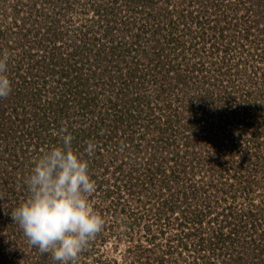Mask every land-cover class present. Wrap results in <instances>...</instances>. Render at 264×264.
<instances>
[{"label":"rangeland","instance_id":"1","mask_svg":"<svg viewBox=\"0 0 264 264\" xmlns=\"http://www.w3.org/2000/svg\"><path fill=\"white\" fill-rule=\"evenodd\" d=\"M28 1L32 2L26 3L27 15H29L28 17L30 19L32 18V20H34V24L32 22V30L36 31V34L39 37V42H41L42 45L55 44V46H59L61 44V39L58 38V36H54L53 39L51 38L50 42L46 44L41 37V35L46 34L42 31V27L49 26L54 29L56 27H78V25L83 27L84 25L86 18L84 12L86 11L85 9L88 5H85L82 0H73L68 3V5L62 4V7H59L60 12H62L60 17L57 16V14L60 13L59 11L49 9L44 5V3H41V6H38L36 2H33V0ZM238 1L239 0H229L225 4L218 6L215 11L218 9L222 12L229 11L231 10L232 5ZM242 1L243 5L246 6V8L243 7L245 13L249 8L250 11H252L253 6L249 3V1L241 0V2ZM18 3V0H0V32L3 30L2 26L8 21L4 18L5 12L12 11V7ZM28 5L31 6L29 7ZM145 6L147 10L151 8L148 0L146 1ZM259 6V10L264 11V2H260ZM148 19L149 18H146L145 14H143V17L136 19L137 24H140L137 26L140 32L142 31V21L147 22ZM252 20L254 19L251 17V21ZM37 21L38 24L36 25ZM238 27H241V25L238 24L234 27L236 31L238 30L236 29ZM153 32L145 30L143 33H139V36L137 35L144 44L143 49L137 51V54L139 55L137 59L140 60V66L137 65V67L139 66V70L142 68L146 73L151 72V67L149 63L146 67H144L143 64H145V62L150 58V55H156L157 50H153V43L157 44L156 42H158L159 44L161 41V38L158 36V34H161V31L158 29L155 30L152 37L151 34H153ZM231 32L235 33L234 30ZM210 33H213V31L210 30ZM1 35L2 34H0V54H6L9 57V50L5 44L7 39ZM22 36V32H19L17 34L18 40ZM129 36L130 38L124 39V44L128 47L130 41L135 38V35L133 34H130ZM43 37L48 41V36ZM58 41H60L59 44H57ZM124 44L122 48L125 47ZM68 49L69 41L66 40L62 44L61 52L59 53L65 57V53H67ZM25 50H27L26 59L22 56L14 58L12 55V58L23 62L24 65L23 68H19V66H17L13 68L15 70H12L11 67L8 69L7 74L11 80L12 78L20 76L19 74L21 73V70L26 72L27 68L36 73L35 69L30 68L33 64L31 58L36 61L39 56H37L34 51H32L30 56V45H28V47L23 51L25 52ZM80 56H82V54H77L75 58H80ZM91 58L92 62L90 63V66L85 64L81 66L82 70H73L71 77H69L72 85L70 83L68 85L70 88H72V86L75 89L77 88L75 81H73L74 79L76 80L75 76H77V73H81L85 77L91 75L100 77L101 79L97 81V79L91 78L89 80V84L86 85V89L85 87L81 88L80 86L83 84H80L79 88L82 89V93L75 94L74 92L71 97L67 95V103H75L73 108L78 111L80 110V102L81 104L88 102L86 103V107L89 111L87 110V114L85 115V124L80 121V116L77 118L79 122L76 124L75 142H79L81 145H87L90 141H92L91 138H87V136L84 137L85 131H81L82 128H85L86 123L90 124L92 122L93 124L96 123L98 125H102V127H107L108 125L111 127L110 132H100L96 135L98 137L95 139L94 143L97 145V148L92 155H87V161L88 163L90 162L89 170L91 171L94 168V172L97 174L96 176L91 175L95 183V190L90 194V201L94 210L98 214L102 215L105 223L102 230L90 240L77 260L73 261L72 264H97L96 259L100 258L101 260H104V256L107 259L111 258L112 260L117 258V264H178L176 261H179L180 264H188V262L182 260L183 258H179V260L175 261V257L178 254V250H183L184 253L189 250H187V248H180L182 245L179 242L183 236H186L187 238H185L189 241L196 238L195 235L188 237L185 234L188 230L192 231L193 228H190L188 224L183 225L182 223L183 220L186 219L183 217L185 214L192 215L194 212L188 211L187 208V210H183L181 209L182 206L178 209L176 208L175 210H172L173 212H164L161 201L160 203L157 201L153 203L155 204L154 206L149 204L146 209V204L142 205L146 201V198L137 197V193L134 191V188H136V191L140 190V186L134 182V179H130V181L121 180L122 184H124L123 189L125 192L123 193L118 189L119 181L116 178L119 174V178L126 177L127 174L124 175L123 172H128L130 169L134 171L132 175H134L137 171H143V168L145 167L144 163L148 161L153 162V166L159 168L162 163H159L157 156L164 155V149H168V147H166V143L171 141V139L175 140L174 137L180 136L182 129L180 130V126H178L177 134H174L172 130L165 131L164 126L166 124H164L165 121L162 119L165 118L166 113L160 110L161 107L159 108V102L161 101H156L160 86L155 88L153 85H147L141 81L133 82V80L128 76V72L132 68L131 64L134 62L130 63V67H125V69H123L126 75L122 79L123 75L115 68L113 70H107L105 75H103V71L105 69L103 67H106L107 61H99L96 56H92ZM76 64L82 65L83 63L78 60L75 65ZM33 65H35V63ZM39 69L41 70V68ZM26 76L24 78H26ZM60 76L61 75L59 74L58 78H60ZM20 79L23 80L22 77H20ZM20 79H18L19 86H23L26 89L20 90V87L14 89L13 86L11 94L6 98L0 99V264H60V262L55 261L52 258L51 253H42L38 247L29 243L28 238L23 234L22 229L19 227L18 223L14 221L11 214L12 211L21 203L25 202L29 196L28 187L24 181L26 176L30 173L29 169L31 170L33 162L49 147H55L58 144L56 139L61 140L62 137L60 136L61 132L59 130L67 129V125L64 124L67 121L59 115H56L55 112V114L53 113V110H55L54 108L57 106V102L50 104L47 99L48 96L42 92V96L37 95L35 99L36 104L29 103V96L34 97L35 95L33 87L30 83L21 82L22 80L20 81ZM119 86L123 88L125 95L122 97V102H119L120 104H118L123 105L124 107L129 105V109H125V111L123 110L122 112H116L112 108V105L115 106L114 101L116 97V90L110 89ZM52 87H54V89L49 94H53L54 92L55 94L64 95L68 90L67 87H65V84L62 83V81L60 82V80L56 81ZM78 90L79 89H77L76 92ZM14 96L17 98L15 101L13 100L14 102L12 104L11 102L9 104L4 103ZM73 97L76 100L75 102L74 99H72ZM22 98H27L26 109H21L17 105L21 104L17 101V99ZM179 98L180 96L171 98L173 104H179L178 108L181 109L179 110V113L183 114L184 112H187L193 116L192 112H194L196 106L199 105V100L195 99V97H191L189 99L186 97L183 101H181L178 100ZM201 103L202 106H206L203 105L205 103L204 100H202ZM150 105L154 106L153 109ZM236 113H240V111L236 109ZM17 115H21L23 118L26 117V124L19 122V119L21 118L17 117ZM220 115L222 117V113ZM97 116L99 117V120L103 119V121H91L92 119L90 117L96 118ZM54 117L60 124H63L60 126L62 129H57L58 125H56V120L54 121L53 126L51 124L52 127H46L48 130L46 132L44 127H38V122L45 123L44 126H46L47 123L52 122L51 120ZM223 121L227 122L226 118L224 119L223 117ZM185 123L186 126H189L190 123L194 124L192 120ZM11 124H13V130H11L12 132L10 134H6ZM30 127L33 129L29 130ZM184 127V125L181 126V128ZM70 131L72 132L71 126ZM189 131H191V133L195 132V126H192ZM50 133L52 136L51 141H47L46 137ZM217 133L218 132H207V134L202 136L204 138H208L209 140H215V135ZM27 135L29 137H27ZM29 138L31 139L30 141ZM190 138L191 136L187 139ZM73 147L80 152L82 157L86 160L87 156L84 152L86 147L81 148L79 145H73ZM262 156L263 160L262 158H258L257 161L251 164V167L252 171L256 173V178H254V180L252 178L255 188L263 187L264 189V155ZM89 158L93 159L89 161ZM135 158L136 163H133ZM138 158L143 159L146 162L141 163L143 160L139 162ZM12 159L16 160L15 166L13 165ZM126 159L127 161H125ZM261 160L263 161V165ZM135 166H137L138 169H136ZM119 167L123 170H119ZM129 175L131 174L129 173ZM97 180L104 182V185L98 188L97 186L99 182H97ZM142 190L144 192L149 191V189ZM108 191H111L109 195H107ZM166 192L164 193L166 194ZM120 193L122 195H120ZM119 196L123 197L118 198ZM258 197L261 199L262 196H251V199L253 200ZM184 198L185 196L181 194L180 196L178 194L176 197V199H178L177 202L181 201L182 204L185 203L183 201ZM117 200H120L121 202ZM263 200L264 196L262 201ZM244 201L239 199L238 196V200L235 204L236 207L239 208V206L242 205L244 208V206H246L245 203L249 206L248 197H245ZM250 202L252 203L253 201ZM131 206H133V208ZM140 206L143 207L141 208ZM121 208H126V212L121 211ZM132 209H136L135 213L140 217V219L137 217L135 218L134 215H129V212L132 213ZM246 211H248V207ZM165 217H167L166 222L159 220ZM232 221L237 224L236 218L232 219ZM245 221L247 224L245 236L263 234L264 226L261 227L260 222L258 225H251L254 223H252L251 219L249 220V218H247ZM224 226V232H229ZM237 243L239 244L238 241L236 242V245H238ZM260 243L261 242H258V244ZM248 244L249 239L247 240L246 247ZM178 245L179 247H177ZM217 247L218 251L215 250L214 253H212V251L210 254L207 252L204 253V257L207 256V258H209L208 262H212V254H214L218 259L214 256L216 260L213 264L223 263V255L228 251V248L222 243H219ZM194 250L196 251V255L201 258V264H206V261L200 254L199 248L197 247V249ZM262 260H264V257H262Z\"/></svg>","mask_w":264,"mask_h":264},{"label":"trees","instance_id":"2","mask_svg":"<svg viewBox=\"0 0 264 264\" xmlns=\"http://www.w3.org/2000/svg\"><path fill=\"white\" fill-rule=\"evenodd\" d=\"M143 1L142 3L145 6V3L147 0H139V3ZM202 1V0H201ZM215 1L211 5H207L203 2H200V0H172L171 1V7L168 9V13L170 14L169 16V21H170V29H169V34L168 37L166 38L165 44L161 45V43L156 42L157 44H154V48L157 49L156 55L154 57L150 55V58L143 64L144 67L146 65H150L151 67V72L146 73L141 70H139L140 66V60H138L136 57H139L137 54L138 50L143 49L144 44L141 42L139 39V29L135 32L134 35L135 38L130 41L132 44L137 43L138 48L137 51L133 52V47L132 44H128L126 46L124 44V40H122V43L114 44L110 47L108 50H103L102 46L101 48H98L97 51L94 49V43L91 45H86L85 47L79 48L74 50L73 52L68 53V56L61 57L57 60V64L60 66L59 68H51L49 71L46 72L47 75L54 74L57 70L60 73V82L65 84V87H67V91L65 94H49L51 91L54 89V87H51V80L46 77H40L34 73L33 70H29L27 68L26 74H29L30 79H27V76L23 73H20V77L23 78L22 82L24 83H30L31 86L33 87L34 90V97L29 96V103L36 104L35 99L38 96H42V92L46 94L47 99L50 104H53V102H57V106L54 108L53 113L55 112L56 115H59L61 118L66 120L64 124L67 125V132L70 133L73 136V145H79L81 148L87 147V145H81L79 142H75L76 139V124L79 122L77 118L80 116V121H82L84 124L86 122L85 120V115L87 114L88 108L86 107V103L80 102V110L76 111L74 110L73 106L74 104H68L67 103V95L71 97L73 93L75 94L82 93V89L79 88H87L86 85L89 84V80L92 78L97 79L99 81L101 78L100 77H95V76H84L81 73H77L75 85H77V88L75 89L73 86L72 88L69 87V83L72 85V82L70 81L69 77H71V74L73 70L79 69L82 70L81 66L88 64L90 66V63L92 62V56L98 57L99 61H107L106 62V67L103 71V75H105V72L109 69H117L119 72L123 75L122 79L125 77L126 73H124L123 69L125 67H130V63L134 62L131 64V69L128 72L129 77L134 81H141L146 83L147 85H153L155 88L160 86L159 89V94L158 97L156 98V101L159 102V108L162 112L166 113L165 118L162 120L165 121L164 124H166L165 131H171L174 134H177V129L178 126H180V136L174 137L175 140L168 141L166 143V147L164 149V155L157 156L159 163H162V165L159 168H156L153 166V162H146L143 159L138 158V161L146 162L144 163V168L143 171H137L134 175V171L132 169L128 170V172H123L124 175L127 174L126 177H120L119 175L116 176L117 180L119 181L118 184V189L120 192H125L124 191V184H122L121 180L124 181H130V179H134V182L137 183L140 186V190L136 191V188H134V191L137 193V197H144L146 198V201L142 204H146L145 208H148V205H155L156 201L162 203L164 212H171L172 210H175L176 208H180L183 210L192 211L194 214L188 215L185 214L183 216V225H189L190 228H193V230H188L185 234L189 237L191 235H195L196 238L194 240L189 241L187 240L186 236H183L180 240V244L182 245L180 248L185 249L187 248L188 253L187 257L182 256V250L177 251V255L175 257V261L179 260V258H183L185 262H188V264H201L196 259L195 253H192L190 250L197 249L199 250L204 249L210 250L214 253V251L217 248V242H215V228H214V223L216 225H219L218 228L223 229V226L229 231L230 233H235L238 232L240 234V237H238V242H239V248L237 249L236 255L232 257L231 260L227 262V264H260L259 262L262 260L263 254L261 253L260 250L253 251L248 250V246L246 247V240H245V234H246V229H247V224L245 219L249 218V220H252L251 225L254 224H259V219L257 220L255 218V214H257V209L258 207L256 205H253L251 209L246 210H239V208H236L235 204H230L229 208H234L237 213H234V211H231V216L225 217L224 219L227 220L228 223H223L219 216H215V207H216V199L213 198L212 195H210L208 198H203L201 194H199L194 188L191 189L192 186L187 184V181H190V178L192 175L196 176L194 172H191L189 174V170L187 169L188 165L191 166V171L195 170V164L194 160H190L188 163L186 160H181V151H182V146H180L181 142L185 141V153L192 155V156H200V160H203L208 154L211 153V148L210 146L212 145L211 140L208 138H204L202 135L207 134L208 129V124L211 121L210 116L206 115V109H211L213 115L217 118V123L220 127H222L223 133V138H232L230 130L232 129H238L239 135H234L233 138H242L243 131L238 127L240 123L246 124V125H251L254 126L255 123L258 124L257 122V115L251 114L249 115L248 112L250 113H256L254 110H251L252 108V98L257 96L253 91H249L248 93H243L240 96H236V94L241 91V87L237 88L235 85L236 83L234 82L235 78H242L245 80L244 84H249L250 86H255L259 83L264 84L263 81H255L253 78L254 76L250 75V72L248 70L254 71L255 75L260 72V69L264 70V48L262 51L261 48L263 46V38L264 36H260L261 32L258 31L257 27L255 26L254 29L251 25H247L248 23V18L246 13L250 11V8L247 9V12L245 13L243 7L246 8L245 5H243V1L241 3H234L232 5V9H236V12L241 11V13L236 15V22L235 23H229L227 21V17L225 16H219L218 14L222 13V11H217L216 8L218 6H221L222 4H225L229 0H213ZM225 1V2H224ZM249 3L253 6L252 11L255 12L256 20L258 22H264V16L262 15L261 11L259 10V5L260 2H264V0H248ZM151 0H148V3L150 4ZM219 2V3H217ZM224 2V3H222ZM44 5L48 7L49 9L56 10L60 12V8L62 7V4L68 5L70 1L68 0H62V1H55V0H45ZM94 4V2H91ZM239 4V6H238ZM210 6H212V9H210ZM95 10L98 9L100 10L99 6H93ZM58 8V9H57ZM97 8V9H96ZM147 9V8H146ZM225 9V8H224ZM259 10V11H258ZM111 12L115 13L114 11L111 10ZM219 12V13H217ZM224 12H229V11H224ZM62 15V12H60ZM110 14V12H108ZM111 18V17H110ZM110 18H107L110 19ZM222 19H224L222 21ZM247 19V20H246ZM214 20V21H213ZM246 20V21H245ZM108 22V21H107ZM193 23H196V25H193ZM212 23V24H210ZM210 24L208 28L213 31V33H207L206 31V25ZM240 24L241 27H246L243 29L244 31H240L238 34L237 33H231V31H235V26ZM134 25L137 27L140 24H137L136 20H134ZM200 25V29H197L196 27ZM113 29V28H112ZM150 32V28H147ZM224 31H227L224 33ZM138 35V36H137ZM152 37L154 35L151 34ZM234 36L236 40L238 41L239 44H246V47L241 49L239 52H235L231 54V49L235 46L233 44H229L231 41H226L225 39ZM244 42V43H243ZM40 44V42H39ZM123 44L125 45L124 48H122ZM45 46V45H42ZM108 48V47H107ZM106 48V49H107ZM200 50H202L204 53L207 52V55L209 56L208 58V64L210 66H205V74L204 78L209 81V79H214L216 77V81L221 85V87H224L225 84H223L224 80H231L229 81L226 86L224 87L225 90V96L222 98L224 99V102L226 104H212V101L210 100V96H207L206 98H199L195 95L190 94L192 92V89H195L193 92L199 93V88H194L193 85L190 84L189 79H192L193 76H196V70L200 71L202 70V67L200 68L197 65L198 61H201L204 56L200 54ZM61 52L60 49H58L59 53ZM77 54H82L80 58H75ZM59 55H62L59 53ZM71 57V58H70ZM207 58V57H206ZM75 59V60H74ZM157 59V60H156ZM71 60V61H70ZM82 61V65L76 64V62ZM156 60V61H155ZM253 60H258V63H260L258 66L257 64H253ZM145 61V60H144ZM43 62V61H42ZM105 64V63H104ZM137 65H139L137 67ZM257 66V67H256ZM22 67V66H21ZM20 68V66H19ZM30 68H35V65L32 64V67ZM64 69V71H62ZM126 71V70H125ZM262 71V70H261ZM26 76V78H24ZM39 80H38V79ZM26 79V80H25ZM109 79V78H108ZM115 80V79H114ZM159 80V83L157 81ZM67 81V82H64ZM12 83L14 86V89L20 87L19 82L16 78H12ZM22 83V84H23ZM60 84V83H59ZM123 84V83H120ZM136 84V83H134ZM83 86V87H82ZM244 86V85H243ZM20 90L26 89L23 86L19 88ZM79 89L77 92L76 90ZM116 90V97L114 101V105H112V108L116 111H125V109H129V105H126L124 107L123 105H119L122 102V97L125 95L123 92V88L121 86L119 87H114L111 88L110 90ZM33 94V92H32ZM51 95V96H50ZM193 97L197 98L199 101V105L196 106L194 112H192L191 116L189 113L184 112L183 114L179 113L181 109L178 108L179 104H173V101L171 98H175L176 96H180L178 100L183 101L186 97L191 98ZM19 96V95H18ZM16 96L13 98H10L7 100L6 104H11L16 100ZM27 98H22V99H17L21 104H17L18 107L21 109H26L27 108ZM74 102L76 101L75 98L73 97ZM262 99V96L258 98H254L253 103L257 105L256 100ZM14 100V101H13ZM202 100L208 103H204L202 106ZM120 102V103H119ZM48 103V104H49ZM119 103V104H118ZM154 104V103H153ZM210 105V106H207ZM153 109V105H150ZM217 106H220L216 108ZM42 107V106H41ZM91 109V107H90ZM236 109L240 111V113H236ZM86 110V111H84ZM89 111V110H88ZM91 111V110H90ZM218 111V112H216ZM54 113V114H55ZM222 113V117L221 114ZM100 115V114H98ZM103 115V114H101ZM17 117L21 118L19 119V122H23L26 124V117H22L21 115H17ZM226 118V121H223ZM228 117V119H227ZM92 120L91 121H97L99 120V117L97 116L96 118L90 117ZM29 119V118H28ZM52 119V118H51ZM16 120V118H15ZM56 118L54 117L51 121V123H47L46 126L45 123L38 122L37 125L38 127L41 126L44 127L45 132L48 131L46 129L47 126L52 127L54 124V121ZM62 120V119H61ZM192 120L194 124L188 123L189 126H186L185 122H188ZM100 122L103 121V119L99 120ZM63 122V120H62ZM69 122V123H68ZM52 124V126H51ZM184 125V128H181L182 125ZM56 125L57 129H62L60 126L63 124H60L58 120H56ZM72 128V132L70 131V126ZM259 125V124H258ZM13 124L9 127V130L6 132V134H10L13 130L12 129ZM195 126V132L191 133L189 129ZM87 128V129H85ZM85 128H82V132H84V137L87 136V138H91L92 141L94 142L95 139L98 137L96 136L98 133L103 132H110L111 127L108 125L107 127H102V125H98L96 123H90L87 124ZM33 128L30 127L29 130H32ZM28 130V129H27ZM61 132L60 136L64 134V129L59 130ZM255 131V130H254ZM235 133V131H232ZM262 131L256 130L255 132L252 133V137L255 136H261ZM200 134V135H198ZM58 136V137H60ZM189 136H191L190 139H187ZM27 137H29L27 135ZM51 133L46 137L47 141H51ZM44 139V138H41ZM166 139V138H165ZM31 139L29 138V141ZM167 140V139H166ZM233 141V140H232ZM56 142L60 143V139H56ZM76 143V144H75ZM138 146V145H137ZM192 146H195L193 148ZM264 148V144H260V149ZM163 149V148H160ZM184 154V153H183ZM87 156L88 154L85 153ZM89 156V155H88ZM86 157V161L87 158ZM93 158H89V161H91ZM263 160V158H262ZM261 160V161H262ZM13 165H16V160L12 159ZM127 161V159L125 160ZM230 161V160H229ZM200 161L198 160L197 163ZM231 162V161H230ZM88 163V161H87ZM123 163V162H122ZM126 163V162H125ZM124 163V164H125ZM136 163V158L134 159V162ZM156 163V162H155ZM157 164V163H156ZM90 167V162L88 163ZM263 165V161H262ZM93 167V166H92ZM91 167V168H92ZM136 169L137 166H135ZM108 170V169H107ZM119 170H123L121 167H119ZM154 170V171H153ZM170 172H169V171ZM31 170L29 169V172ZM90 171V170H89ZM92 171V172H91ZM90 171V174L93 176H96L97 174L93 170ZM147 172V173H146ZM187 172V173H186ZM129 173L131 175H129ZM144 173V174H143ZM185 173V175H188L187 181L183 182L181 179L180 174ZM147 174V175H146ZM256 177V176H255ZM99 182L98 188L100 186L104 185V182H100V180H97ZM145 185V186H143ZM142 189H149L148 192H144ZM168 191V192H166ZM141 192V193H138ZM166 192V194L164 193ZM107 193V191H106ZM111 191H108L109 195ZM180 194L184 195V204H182L181 201H178L176 199L177 195ZM226 194V195H225ZM120 195H122L120 193ZM261 193H258L257 196H261ZM264 195V194H263ZM123 196H119L118 198H121ZM182 198V197H180ZM232 200L233 202L236 203L238 200V194L235 192H230L228 190H221L220 197L218 199V206H222L223 203L227 202L228 200ZM263 199V196L256 198L257 201H261ZM121 202L120 200H117ZM124 205V204H123ZM128 206V205H127ZM130 206V205H129ZM138 206V205H137ZM133 208V206H131ZM139 207V206H138ZM141 208L143 206H140ZM158 208V207H157ZM187 208V209H186ZM126 208H121V211L126 212ZM160 209V208H158ZM111 210V209H109ZM136 210V209H135ZM132 209V213L129 212V215L133 216L138 219H140L139 216L135 213L136 211ZM161 210V209H160ZM163 211V210H162ZM217 211V210H216ZM134 212V213H133ZM173 212V211H172ZM133 218V217H132ZM236 218L237 224L233 223L232 219ZM245 218V219H244ZM134 219V218H133ZM167 217L162 220L163 222H166ZM196 227V228H194ZM251 229V228H250ZM131 231V229H130ZM214 235V238H213ZM186 237V238H185ZM236 237H234L235 239ZM179 247V245L177 246ZM173 248V246H172ZM236 248H234L235 250ZM248 250V252H247ZM170 251V250H169ZM209 252V254H210ZM248 253V254H246ZM104 260L96 259L97 264H117L118 260L117 258H114L113 260L107 259L104 256ZM179 263V261H176ZM214 261L208 262L206 261V264H213Z\"/></svg>","mask_w":264,"mask_h":264},{"label":"built area","instance_id":"3","mask_svg":"<svg viewBox=\"0 0 264 264\" xmlns=\"http://www.w3.org/2000/svg\"><path fill=\"white\" fill-rule=\"evenodd\" d=\"M18 1L19 3L15 4L12 7L13 9L12 11L5 12L4 18H6L8 21L5 22V24L2 26L3 30L0 32V34H2L1 36L7 39L5 44L7 45L9 50L8 69H10L11 67L12 70H15L13 68L17 66L20 67L22 66L21 68H23L24 63L14 58L17 56L19 57L22 56L23 58L26 59L27 50H25V52L23 50L27 48L28 45H30L31 46L30 56L32 51H34V53H36L37 56H39V58L36 61H34L33 58H31L33 64L35 63L34 69L36 73L35 72L34 73L38 75L40 79L42 77L49 78L52 82L50 84L51 87L53 84L56 83V81H58L59 79L58 77L60 73L58 72V70L51 75H47L45 73L53 67L57 69L60 67L56 62L59 58L63 56L59 55V53L57 52L58 49H60L61 51L62 44L66 40L69 41V49L67 50V53H65V56H68L69 55L68 53L73 52L76 49L85 47L86 45H91L92 43H94L95 51H97L98 48H101V46L103 50H108L112 45L118 44L120 42L122 43V40L126 38L127 39L130 38L129 36L130 34L134 35V31L138 30V27H135L134 25V20L143 17V14L146 15V18L147 17L149 18L148 19L149 23L148 20L147 22L142 21L143 25L141 24L142 31L140 33H143L145 30H148L147 28H150V30L152 32L154 31V33L155 30L157 29L160 30L161 34H158V36L161 38L160 39L161 45L165 44L166 38L168 37L169 34L170 21L168 18L170 14L168 13V9L171 7L172 0H151L150 2L151 8L148 10L146 9V6L142 4L144 2L141 1L139 3V0H82L85 5H88L87 8L85 9L86 11L84 12L86 18L83 27L79 25L78 27H74V26L56 27L54 29H52L49 26L42 27V31H44L46 34L41 35V37L46 44L49 43L50 39L51 38L53 39L54 36H58V38L61 39V44L59 46H55V44L53 45L48 44L42 46L41 42L39 44V37L37 36L36 31L32 30V26H33L32 22L34 24V20H32V18L30 19L28 17L29 15H27L26 3L32 1H28V0H18ZM44 1L45 0H33V2H36L38 6L39 5L41 6V3H43ZM55 1H62V0H55ZM68 1L71 2L73 0H68ZM92 1L94 2V4L91 3ZM200 2H203L207 5L209 4L211 5L215 1L200 0ZM237 3H240V0ZM95 5L99 6L100 8L99 11L97 8H96L97 10L94 9L93 6ZM28 6L30 7L31 5ZM210 9H212V6H210ZM111 10L114 11L115 13L111 12ZM108 12H110V14H108ZM240 13L241 11L236 12V9L233 8L232 11L229 10V12H222L218 15L219 16L226 15L227 21L233 24L236 22V15L237 14L239 15ZM261 13L264 16V11H261ZM246 15L248 18V25H251L253 29L256 26L258 31L261 32L260 36L261 37L264 36V22L261 23L258 22L256 20L257 15H255V12L253 11H249L248 13H246ZM57 16L60 17L61 16L60 13H58ZM251 17L254 20L251 21ZM107 18L110 19L107 20ZM223 20L224 19H222V21ZM37 24L38 21L36 22V25ZM210 24L206 25L207 33H210V29L208 28ZM193 25H196V23H193ZM196 28L200 29V25L197 26ZM245 28L246 27H238L236 28L238 30L235 33L238 34L241 30L244 31L243 29ZM19 32H22L23 36L18 40L17 34ZM226 32L227 31H224V33ZM43 36H48L47 37L48 41ZM225 40L231 41L229 44L235 45L231 49V54L235 52H239L241 49L246 47V44L245 45L243 44V46L242 44H239L233 35L230 36L229 38L227 36ZM59 43L60 41L57 42V44ZM129 44L131 45L132 43L130 42ZM263 46H264V42H263ZM132 47H133V52L137 51L136 49L138 48L137 43H133ZM263 48L264 47H262L260 51H262ZM155 49L156 48H154V44H153V50ZM200 54L203 55L204 58L201 61H198L197 65L200 68L202 67V70L200 71L196 70V76H193L192 79H189L190 84L193 85L194 88H199V93L194 94L193 91L195 89H192V92L190 94L193 93V95L199 98H206L207 96H210V100L212 101V104L214 103V105L216 104L224 105L226 104L224 102V99H222L225 96L224 87L231 80H224L223 82V84H225L224 87H221V85L219 86V84L217 83L218 81H216V77H214V79H209V81L206 80L204 78V74H205L204 69L205 66H210L208 64L209 56L207 55V52L204 53L202 50H200ZM12 55L14 58H12ZM252 63L257 64L258 60H253ZM259 64L260 63H258L257 66ZM39 68H41V70ZM42 70H44L45 72ZM59 70L61 69L59 68ZM248 71L250 72L251 76L252 75L254 76L253 79L255 81L260 82L264 80L263 69H260V72L256 75L254 71L251 70ZM21 73L27 75L24 70H21ZM30 76L27 75V79H30L28 78ZM15 78L18 80L19 76ZM234 82L236 83L235 86L237 88L239 87L242 88L241 91H239L236 94V96H240L243 93L244 94L248 93L249 91H253L255 94H257V96H255L254 98H258L262 96V99L256 100L257 105L253 103L254 98H252L253 100H250L252 101L251 110L257 112L256 113L248 112L249 115L251 114L257 115L256 118L259 125L255 123L254 126H251L240 123L238 127L243 131L242 138H237V139L233 138L235 134L239 135L238 129L230 130L232 138H227V137L223 138L224 130L222 131V127H220L216 122L217 118L213 115L211 109H206V115L210 116L211 118L210 123L207 125L209 129L207 131L213 133L218 132L215 135L216 139L211 140L212 142L211 143L212 145L210 146L212 150L211 153L208 154L205 158H203V160H200V156L198 155L192 156L185 153L186 152L185 141L181 142L180 144V146L184 147L180 152L182 154L181 160H186L187 163L190 160H194L195 170L191 171L190 165H188L187 169L189 170L188 171L189 174L191 172H194L196 174V176L194 175L191 176L190 181H187L188 175H185V173H181L180 176L182 181L183 182L187 181V184L192 186L191 189L194 188L199 194L202 195L203 198H208L210 195H212L213 198L216 199L215 216H219L220 220L223 223H228L227 220L224 218L227 217V215L228 217H230L231 211L237 213L234 208H229L230 204H236L231 199L223 203L222 206H218L219 204L218 199L220 197L221 190H223V188L224 190H228L233 193L236 192L239 196V199H242L243 201L245 200V197H248L249 206L247 205V203H245L246 206H244V208L242 207V205H240L238 211L246 210L247 207L248 209H251L253 205L259 207L258 205H260L261 203L263 204L264 201V200L257 201L256 199L253 200L251 199V196H255V193L253 192V190H255V185L253 183V180L254 178H256L255 177L256 173L252 171L251 164L257 161L258 158L259 159L263 158L262 155H264V148L260 149V144L261 143L264 144V84L259 83L255 86H250L249 84H244L245 80H243L242 78H235ZM157 83H159V80L157 81ZM218 107L220 106H217L216 108ZM257 129L263 132L262 135L252 137V133L255 132ZM232 131H235V133H233ZM192 147L195 148V146ZM198 160L200 161L199 163H197ZM262 192L264 194V191ZM250 201L253 202L251 203ZM213 223L215 228V238L214 235L213 238L215 242H217V245L219 243L225 244V246H227L228 248L227 249L228 251L223 255V259H222L223 263L220 264H227V262L231 260L232 257H234V255H236L237 249L239 247L238 245H236V242L238 240V237H240V234H237L238 232L235 233V235L230 232L225 233L224 229L218 228L219 225H216L215 222ZM234 237H236V239H234ZM234 248L236 249L234 250ZM190 251L192 253H195L196 255L195 250H190ZM216 251H218V247L216 248ZM206 252L209 254L210 250L209 251L208 250L205 251L204 249L200 250V254L203 257V259L205 261H208L209 258H207V256L204 257V253ZM187 253L188 251L184 253V251L182 250V256L187 257ZM214 256L216 255L212 254V261L216 260ZM196 259L199 262H201V258L197 255H196Z\"/></svg>","mask_w":264,"mask_h":264},{"label":"clouds","instance_id":"4","mask_svg":"<svg viewBox=\"0 0 264 264\" xmlns=\"http://www.w3.org/2000/svg\"><path fill=\"white\" fill-rule=\"evenodd\" d=\"M9 57L0 54V99L8 97L13 83ZM90 141L84 152L92 155ZM29 196L12 211L15 222L31 245L51 253L60 264H72L105 223L90 201L95 183L87 161L73 147V136L64 130L61 142L49 147L33 162L25 178Z\"/></svg>","mask_w":264,"mask_h":264},{"label":"flooded vegetation","instance_id":"5","mask_svg":"<svg viewBox=\"0 0 264 264\" xmlns=\"http://www.w3.org/2000/svg\"><path fill=\"white\" fill-rule=\"evenodd\" d=\"M62 71H64V69ZM262 191H264L263 187L255 188V190H253V192L255 193V197L258 195V193H261ZM261 196H264L263 192ZM258 206L259 207L257 209V214H255V218L257 220L259 219L260 226L263 227L264 226V204L261 203V205H258ZM263 238H264V231H263V234H260V235L255 234L253 236L249 235L245 237L246 244H247V240L249 239L248 250H251V252L260 250L264 257V245H263L264 239ZM258 242H261V243L258 244ZM259 263L264 264V260H261Z\"/></svg>","mask_w":264,"mask_h":264}]
</instances>
